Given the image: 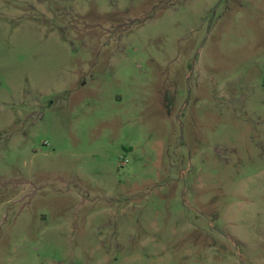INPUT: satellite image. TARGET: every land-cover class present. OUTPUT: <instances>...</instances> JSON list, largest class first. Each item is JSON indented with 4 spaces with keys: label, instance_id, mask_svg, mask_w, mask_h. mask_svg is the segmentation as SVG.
Segmentation results:
<instances>
[{
    "label": "rangeland",
    "instance_id": "obj_1",
    "mask_svg": "<svg viewBox=\"0 0 264 264\" xmlns=\"http://www.w3.org/2000/svg\"><path fill=\"white\" fill-rule=\"evenodd\" d=\"M0 264H264V0H0Z\"/></svg>",
    "mask_w": 264,
    "mask_h": 264
}]
</instances>
